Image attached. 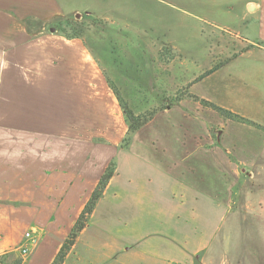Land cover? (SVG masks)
I'll return each mask as SVG.
<instances>
[{"label": "crops", "instance_id": "1", "mask_svg": "<svg viewBox=\"0 0 264 264\" xmlns=\"http://www.w3.org/2000/svg\"><path fill=\"white\" fill-rule=\"evenodd\" d=\"M184 5L239 27L230 33L222 25L209 35L223 41L220 63L172 77L170 92L184 90L162 109L193 103L200 116L191 107L176 114L185 121L173 130L182 146L168 154L164 146L120 147L127 125L108 79L118 90L127 86L113 75L110 54L84 35L41 30L78 6L0 0V254L31 230L35 242L24 264H51L114 159L115 172L73 249L91 227L99 241L89 237V244L121 253L124 264H211L208 249L235 200L264 194V0ZM170 48L163 62L171 67L181 53Z\"/></svg>", "mask_w": 264, "mask_h": 264}, {"label": "rangeland", "instance_id": "2", "mask_svg": "<svg viewBox=\"0 0 264 264\" xmlns=\"http://www.w3.org/2000/svg\"><path fill=\"white\" fill-rule=\"evenodd\" d=\"M61 2L66 6H78L77 9L80 10L63 19V22H70L76 32L84 35L86 43L104 54H110V59L115 61L114 67L112 66L113 75L116 78L119 76L120 84L127 86L119 90L129 107L135 113L139 110L137 114L142 115L155 112L147 124L130 135L128 146L134 150L143 145L157 148L164 146L166 153L176 152V146L182 145L173 130H180L185 122L180 118L176 121V114L181 113L180 110L185 107H191L189 112L192 114L197 110L193 103L162 109L164 105L169 106L179 92L184 90L178 88L176 92H170L169 86L175 82L172 77L177 76L179 79V75H183L186 69L187 74H200L208 66L220 63L224 54L223 41L217 42L216 38L209 35L218 31L217 27L222 25H227L225 29L229 28L228 31L232 33L239 27L236 20L233 22L227 16L224 21H213L211 14L184 5V0ZM237 12L236 9L232 10L230 16L233 18ZM51 21L53 23L48 22L41 29L43 32H50L52 27L55 28L56 20ZM54 31L60 32L56 28ZM71 31L68 29V32ZM170 43L181 53L171 67L163 62L172 56ZM156 57L162 62L160 68L156 65ZM197 112L200 116V111ZM105 122L98 120L99 126ZM81 123L84 127V120ZM169 129L172 130L171 133ZM95 140L94 142H98L99 138ZM30 142L39 143L37 140ZM114 162L116 163V159ZM95 234L99 235L89 227L75 249L74 246L71 247L65 264H124L121 253L114 252L110 256L100 245L89 244V237L99 241ZM17 246L2 253L11 251L14 255L9 258L15 259L19 254ZM208 251L212 252L211 264H264V194L254 193L246 201L235 200ZM30 253L25 257L21 256L23 264Z\"/></svg>", "mask_w": 264, "mask_h": 264}, {"label": "trees", "instance_id": "3", "mask_svg": "<svg viewBox=\"0 0 264 264\" xmlns=\"http://www.w3.org/2000/svg\"><path fill=\"white\" fill-rule=\"evenodd\" d=\"M55 28L62 32L67 38L72 37H80L81 35L76 32L75 28H73V25L70 22H62L55 25ZM69 30H72L71 32H68ZM214 68H211L207 72H211ZM108 83L114 93V95L117 98V101L119 103L120 108L122 109L124 121L127 125V131L122 138V141L120 143V147L126 148L128 146L130 135L139 130L142 126L147 124L154 115L155 112L152 111V113L149 114H137L134 112L133 109L129 107V105L124 101V99L121 96L120 91L113 85V83L108 79ZM206 102V101H204ZM210 107L214 108L216 111H218L220 114L236 118L239 120H244L252 124H256L253 121L244 119L237 115L236 113H233L227 109H224L222 107L216 106L212 103H207ZM116 169V163L114 160L110 161L108 165L106 166L104 172L101 174L96 186L94 187L93 191L91 192L88 200L86 201L84 207L82 208L81 212L79 213L75 223L73 224L72 228L70 229L67 237L63 241L61 247L59 248L58 252L56 253L54 259L52 260L51 264H63L66 257L68 256V253L75 244L78 236L82 232L84 228L88 226L89 217L94 211V208L98 202V200L102 197L103 192L105 190V187L107 183L109 182L110 178L114 174ZM18 253V252H17ZM11 255H14L11 251L5 252L0 254V263L2 264H23V258L21 255H17L15 259H10L9 257Z\"/></svg>", "mask_w": 264, "mask_h": 264}, {"label": "built area", "instance_id": "4", "mask_svg": "<svg viewBox=\"0 0 264 264\" xmlns=\"http://www.w3.org/2000/svg\"><path fill=\"white\" fill-rule=\"evenodd\" d=\"M35 238L31 230H28L24 234L23 241L17 246V252L22 256H27L34 245Z\"/></svg>", "mask_w": 264, "mask_h": 264}, {"label": "clouds", "instance_id": "5", "mask_svg": "<svg viewBox=\"0 0 264 264\" xmlns=\"http://www.w3.org/2000/svg\"><path fill=\"white\" fill-rule=\"evenodd\" d=\"M0 66H3V62L2 61H0Z\"/></svg>", "mask_w": 264, "mask_h": 264}, {"label": "water", "instance_id": "6", "mask_svg": "<svg viewBox=\"0 0 264 264\" xmlns=\"http://www.w3.org/2000/svg\"><path fill=\"white\" fill-rule=\"evenodd\" d=\"M54 29H55V28H53V27L51 28L52 31H54Z\"/></svg>", "mask_w": 264, "mask_h": 264}]
</instances>
